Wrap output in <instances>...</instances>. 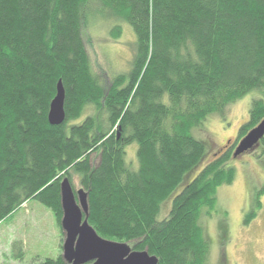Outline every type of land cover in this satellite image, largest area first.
Returning <instances> with one entry per match:
<instances>
[{"label": "trees", "instance_id": "16d2710c", "mask_svg": "<svg viewBox=\"0 0 264 264\" xmlns=\"http://www.w3.org/2000/svg\"><path fill=\"white\" fill-rule=\"evenodd\" d=\"M93 11L113 19L111 35L126 23L136 35L129 72L109 85L88 52ZM59 80L66 120L52 126ZM253 90L241 136L264 120V0H0V222L33 199L61 224L62 177L75 173L101 237L158 264H207L202 216L233 180L227 161L249 152L202 168L208 148L192 130Z\"/></svg>", "mask_w": 264, "mask_h": 264}, {"label": "rangeland", "instance_id": "374dc122", "mask_svg": "<svg viewBox=\"0 0 264 264\" xmlns=\"http://www.w3.org/2000/svg\"><path fill=\"white\" fill-rule=\"evenodd\" d=\"M103 16L94 11L90 16L88 52L96 76L102 84L109 85L111 78L129 72L136 50V35L127 23L111 35L115 22ZM260 97L262 92L253 90L228 105L224 115H210L203 126L192 130L193 136L205 141L208 148L202 168L215 159L218 149L227 140L244 138L253 129L240 135L241 127L249 121L252 101ZM91 113V108L86 111V114ZM260 145L236 161H227L235 171L233 180L218 187L217 212L210 216L204 211L206 214L201 220L210 241L207 264H264V138ZM237 147L233 148L234 152ZM136 151V145L127 148L128 161H136ZM98 159V154L93 155L95 162ZM68 177L77 198L78 191L87 192L78 174ZM170 207L171 203L164 205V215ZM255 211L254 218L246 224V216ZM221 223L228 229L225 243L220 237ZM64 240L65 234L54 213L32 199L0 222V264H41L48 258H63Z\"/></svg>", "mask_w": 264, "mask_h": 264}, {"label": "water", "instance_id": "95a60500", "mask_svg": "<svg viewBox=\"0 0 264 264\" xmlns=\"http://www.w3.org/2000/svg\"><path fill=\"white\" fill-rule=\"evenodd\" d=\"M65 88L62 80L56 87V95L50 104L49 124L62 125L66 120ZM264 138V120L240 141L234 158L260 146ZM68 177L61 182V227L65 234L63 260L67 264H158L159 259L148 251H136L127 243L101 237L89 223V194L77 192Z\"/></svg>", "mask_w": 264, "mask_h": 264}, {"label": "flooded vegetation", "instance_id": "af4514ba", "mask_svg": "<svg viewBox=\"0 0 264 264\" xmlns=\"http://www.w3.org/2000/svg\"><path fill=\"white\" fill-rule=\"evenodd\" d=\"M243 138V137H242ZM242 138H238V140L234 139V140H227L225 144H223L219 149H218V152L219 154H227L229 153L230 155L233 154L234 150L233 149L234 147L236 148L240 141L242 140ZM261 146V145H260ZM250 153V152H249Z\"/></svg>", "mask_w": 264, "mask_h": 264}]
</instances>
